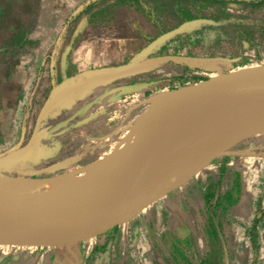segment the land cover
<instances>
[{
	"label": "rangeland",
	"instance_id": "rangeland-1",
	"mask_svg": "<svg viewBox=\"0 0 264 264\" xmlns=\"http://www.w3.org/2000/svg\"><path fill=\"white\" fill-rule=\"evenodd\" d=\"M86 1L21 0L15 18L11 1L0 0L7 8L0 18V179H49L99 157L106 162L134 139L139 119L162 95L220 74L190 71L155 59L129 72L71 81L78 74L127 66L132 56L184 24L177 25L178 11L171 10L158 20L165 29L157 30L133 7L109 8L88 21L82 13ZM38 9L44 11L43 24L31 38L45 40L44 53L52 50L66 19L77 16L57 61L31 53L36 42H21L28 39ZM232 13L264 20V10L258 7ZM75 31L78 37L70 46ZM212 39L183 36L152 57L237 56L242 62L234 70L264 65V35H235L231 42L218 44ZM25 146L29 149L24 154L2 160ZM228 174L231 182L224 189L222 181ZM216 182L221 197L212 210L221 222L229 259L235 257L237 264H264V130L202 164L131 221L110 229L107 236L65 247L4 246L0 264H85L98 241L107 239L111 240V264H174L171 248L188 237L198 257L205 260L215 244L202 194Z\"/></svg>",
	"mask_w": 264,
	"mask_h": 264
},
{
	"label": "water",
	"instance_id": "water-1",
	"mask_svg": "<svg viewBox=\"0 0 264 264\" xmlns=\"http://www.w3.org/2000/svg\"><path fill=\"white\" fill-rule=\"evenodd\" d=\"M193 22H186L160 36L139 52V56L150 54L157 45L182 32ZM142 65L131 64L115 70H94L84 76L90 78L109 76L112 72L125 73ZM58 88H63V84ZM169 94L164 96L169 97L166 107L163 102L159 104V117L154 123H150L152 119L145 123L138 121V132L128 148L124 173L119 184L107 187L102 185L95 194V200L83 203L66 215L49 210L21 212L0 204V246L65 247L101 236L113 227L131 221L144 208L169 191L168 187L161 185L158 166L161 162L169 165L179 158L180 148L172 153L162 152L172 124L197 118L208 110L223 108L244 98L254 102L264 96V65L220 73L218 77ZM148 123L150 124L145 129ZM257 132L259 130L243 134L235 143L211 155L204 163ZM28 149L29 146H25L2 160L13 159Z\"/></svg>",
	"mask_w": 264,
	"mask_h": 264
},
{
	"label": "bare ground",
	"instance_id": "bare-ground-1",
	"mask_svg": "<svg viewBox=\"0 0 264 264\" xmlns=\"http://www.w3.org/2000/svg\"><path fill=\"white\" fill-rule=\"evenodd\" d=\"M167 94L151 104L139 120L140 123L149 119H152L150 123L156 121L159 117V104L163 102L166 107L172 93L168 98H164ZM253 130H264V96L254 102L244 98L229 106L208 110L197 118L173 123L162 152L172 153L178 148L181 151L176 161L169 165L161 162L158 166L161 185L168 188L178 186L193 175L211 155L224 150L243 134ZM224 136L226 137L222 139ZM133 141L111 154L106 162L99 157L83 167L49 179H0V204L21 212L27 210L29 213H36L49 210L66 215L83 203L95 200V194L102 185L107 187L121 182L126 154Z\"/></svg>",
	"mask_w": 264,
	"mask_h": 264
},
{
	"label": "trees",
	"instance_id": "trees-1",
	"mask_svg": "<svg viewBox=\"0 0 264 264\" xmlns=\"http://www.w3.org/2000/svg\"><path fill=\"white\" fill-rule=\"evenodd\" d=\"M121 7H133L137 11H141L152 21L154 28H157V30L161 29L162 31L165 28L159 24L158 20L171 10L178 11L177 25L194 21L182 32L173 35L165 42L157 45L150 54L143 57L139 56V53L135 54L130 58L127 65H151V62L155 59H162L164 63L171 61L190 71L228 73L241 66L242 61L240 57L216 56L200 58L192 56H165L156 58L152 56L157 55L168 45L180 40L183 36H210L213 38L212 43L218 44L222 41L231 42L234 40L235 35L240 36V38H248L253 34L264 35L263 19L243 17L232 13V11H241L249 7H258L264 10V0H87L83 3L82 13L86 20L93 21L92 19L97 18L98 15L107 13L110 10L109 8L115 9ZM76 17V15H72L66 19L52 50L45 57L46 60L50 62L57 61L58 53L61 51L63 42ZM77 33V31L71 33L70 46L75 44L78 37ZM21 42L25 43L24 39ZM83 76L84 74H78L73 79L78 80L83 78ZM53 78L51 76L50 79ZM57 78L61 80L60 77ZM66 81L68 82V80ZM202 195L206 208L210 210L208 215L209 235L214 241L215 248L207 259L201 260L198 257L194 241L191 237H188L186 241L180 242L178 245L175 244L171 248L170 253L174 264H230L229 250L222 225L216 219L212 210V208L217 207L219 204L221 197L220 183L208 184ZM108 233L106 232L101 236L105 237ZM110 251L111 240L98 241L85 264H111Z\"/></svg>",
	"mask_w": 264,
	"mask_h": 264
},
{
	"label": "crops",
	"instance_id": "crops-1",
	"mask_svg": "<svg viewBox=\"0 0 264 264\" xmlns=\"http://www.w3.org/2000/svg\"><path fill=\"white\" fill-rule=\"evenodd\" d=\"M7 1H11V3H10V5H11L10 10H11L12 15L13 16H14V14L15 15H18L16 12L19 9L18 2L21 1V0H7ZM6 9L7 8H6V6L4 4L3 5L0 4V18H3L4 14L7 13L6 12ZM43 15H44V11L43 10L42 11L41 10L39 11V9H38V11L36 13V19H35V23L33 25V29L30 28V30L27 31L28 39L26 38V39H24V41L26 43H28V44L30 43V45L32 44V42H36L37 45H35L34 47H32L30 49V52L31 53H36V55H39V57L42 56L43 58H45L46 55L50 51V49H47V51L45 53L42 52V50L45 48V44H46L45 40H39L38 37L37 38H34V39L31 38L33 35L36 36L38 28L43 24V17H42ZM15 18H17V17H15ZM6 26L7 27L10 26V24L7 23ZM16 26L17 27H21V25H16ZM14 32H13V34H14ZM206 178L207 177L204 178L205 181H207ZM211 182H214V180H212ZM222 182H223L222 184L224 185L222 187L224 189H227L229 187V185H230L229 182H231V176H230V174H228L226 176V179H224ZM41 258H42V261H44L43 257H41ZM229 262H230V264H237V261H236V258L235 257H234L233 260H230L229 259Z\"/></svg>",
	"mask_w": 264,
	"mask_h": 264
}]
</instances>
